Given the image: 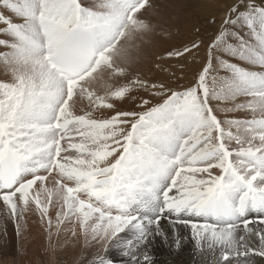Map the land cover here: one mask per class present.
I'll use <instances>...</instances> for the list:
<instances>
[{
  "label": "snow or ice",
  "instance_id": "1",
  "mask_svg": "<svg viewBox=\"0 0 264 264\" xmlns=\"http://www.w3.org/2000/svg\"><path fill=\"white\" fill-rule=\"evenodd\" d=\"M120 3L99 7L118 17ZM0 7L19 21L0 12V37H9L0 38V64L11 76L0 81V203L17 228L31 210L49 241L64 230L76 236L78 228L86 241L108 242L130 229L135 240L121 254L147 264L151 239H168L159 222L169 214L190 226L198 247L218 252L219 264L264 258V0L229 7L192 86L160 85V102L143 100V111L105 118L94 112L114 109L110 100L129 88L93 98L91 110L78 114L73 76L113 21L80 0H0ZM29 61L30 70H21ZM218 111L248 115L222 120ZM94 264L113 261L97 253Z\"/></svg>",
  "mask_w": 264,
  "mask_h": 264
},
{
  "label": "bare ground",
  "instance_id": "2",
  "mask_svg": "<svg viewBox=\"0 0 264 264\" xmlns=\"http://www.w3.org/2000/svg\"><path fill=\"white\" fill-rule=\"evenodd\" d=\"M153 1L148 0L147 6L136 13L132 20L125 25L126 12H123L119 5L120 15L114 17L110 10L99 7L102 0H80L86 9H93L94 14L100 18L113 22L121 21L120 29L124 28L125 31L118 44L105 54L100 68L76 87L72 105L78 114L81 110H91L90 102L93 98L106 99L112 90L121 86L129 88L125 98H112L110 102L115 105L114 109H98L94 112L95 117L105 118L111 116L115 111H143V100L149 101L148 106L155 105L162 100V97L157 95L161 90L160 85L171 91H181L192 86L197 72L209 55L210 42L217 32L225 27L229 7L238 2V0H175L172 7L174 13L172 18H169L170 23L165 30L155 26L154 29L147 27L143 31L137 27L139 18L145 14ZM255 2L259 4L260 0H255ZM0 12L11 17L13 22H19L16 16L6 8L0 7ZM146 24L144 23L143 27ZM2 27L4 25L0 24V28ZM132 28H138V32L131 34ZM146 32L147 34H144ZM0 38L9 39L7 36ZM129 40L131 43L127 45ZM193 42L198 43L199 47L192 54L178 58L175 56L170 58L167 55L175 50H183L184 46L190 47ZM124 45L127 46L124 50L125 53L122 51ZM3 51L6 49L0 48V52ZM112 60L115 61V64H119L108 68ZM107 61L108 65L105 66ZM234 62L242 64L245 68L250 67L239 60ZM30 68V61L26 66H21V70L24 71L30 70ZM255 70L261 71L258 67ZM10 79V74L6 73V66L0 64V81H9ZM153 85L156 87L154 88ZM244 99L241 96L235 102L239 103ZM215 103L213 101L214 106ZM220 107L223 108L225 105ZM217 115L223 120L226 115L246 117L248 113L236 111L225 114L223 111H218ZM215 171L218 174L219 170ZM54 212L55 209H53V215ZM6 216L4 205L0 203V246L1 248L3 246L2 252H7L8 248L14 245L17 251L21 249L23 253L27 252L30 255L29 259L21 256L24 261H20L18 264H94L96 255L91 254L93 251L90 252L88 247L90 242L79 234L78 228V234L73 237L69 236L68 241L63 238H55L56 234L49 241L46 229L42 226L35 211L30 210L24 214V218L19 221V228L12 221L13 231L9 229L11 225L8 224ZM173 219L174 217L168 214L160 220L159 227L164 233H167L168 239L165 240L159 236L151 239V243L147 247V254L150 257L147 264H219L218 252L214 253L206 245L203 246L205 251L200 252L199 248L201 247L196 245L190 227L173 223ZM65 232L69 231L65 230ZM42 234L47 240V248L44 257L40 258L38 254L41 247H37L36 244L41 241L40 235ZM129 237L135 240V235L130 229L118 234L108 242H100L99 245L103 247L94 245L93 248H101L99 255H107L112 259L113 264H134L130 258L125 259L124 255L116 257L111 252L114 248L118 251L123 248L124 242ZM176 239L180 240L179 247L174 243ZM22 252L18 253L23 255ZM14 254L16 255V253ZM118 254L121 253L116 252V255ZM143 254L142 249L140 255ZM15 260L17 261V259ZM247 261L248 264H263L264 258L250 256ZM0 264H15V261L12 257L7 258L6 262L0 258ZM141 264H146V262L141 261Z\"/></svg>",
  "mask_w": 264,
  "mask_h": 264
},
{
  "label": "rangeland",
  "instance_id": "3",
  "mask_svg": "<svg viewBox=\"0 0 264 264\" xmlns=\"http://www.w3.org/2000/svg\"><path fill=\"white\" fill-rule=\"evenodd\" d=\"M175 0H158V1H156L155 2V0L153 1V3L149 6V9L145 12V16L144 15H141L140 16V18H139V24L137 25V27L139 28V29H141V30H145L147 27H150V28H156L155 26H157V27H159V28H163V30H165V28L169 25V23H170V20H169V18H172V16H173V13H174V10H173V2H174ZM147 6V4L145 5V7ZM152 8V9H151ZM156 8V9H155ZM155 16V17H154ZM144 23H147L146 24V26L145 27H143L144 25ZM161 23V24H160ZM138 28H132L131 29V34H133L134 32H138ZM137 29V30H136ZM144 34H147V32L146 33H144ZM131 42H130V40L127 42V45H129ZM125 48H127V46L125 47V45L122 47V51H123V53H125L124 52V50H126ZM122 51H120V53H122ZM114 63V64H113ZM119 63H116L115 64V61L114 60H112L110 63H109V67L108 68H110V67H112V65H115V66H117ZM107 65H108V61H107ZM112 71V70H111ZM6 219H7V221H8V224L9 225H11V226H9L10 228V230L11 231H13V227H12V219H10L9 217H8V214H7V216H6ZM11 223V224H10ZM65 233V234H64ZM44 234H42V235H40V239H41V241L38 243V244H36V246L37 247H41L40 248V252H39V254H38V256L41 258V257H44V255L46 254V244H47V240H46V238H44ZM69 236L70 237H73V235L71 234V232H65V230H64V232L63 231H61L58 235H56L55 236V238H57V239H60V238H63L65 241H68V239H69ZM90 242V246H88L89 247V251L91 252V251H93L91 254H94V255H96L97 253H99V251H100V249L101 248H93V246L94 245H96L97 247H103V246H101V245H99V243H96L95 241H89ZM119 244V243H118ZM0 248H1V246H0ZM15 248V249H14ZM2 249H3V246H2V248L0 249V258H2L3 259V262H6V260H7V258H9V257H12L13 259H14V261H15V264H18L20 261L22 262V261H24V257H26V258H28L29 259V257H30V255L27 253V252H25V253H23L22 252V250L20 249L19 251H17L16 250V247L14 246V245H11L10 246V248H8V250H7V252H2ZM122 249L123 248H120V250L118 251L117 249H113L111 252L113 253V255L114 256H116V257H120V255H121V257L123 256L122 254H118V255H116V252H119V253H121L122 252ZM10 250V251H9ZM199 251L200 252H203V251H205V247H201V248H199ZM18 252H22V254L23 255H20V253H18ZM14 253H16V255L14 254ZM14 255V256H13ZM25 255V256H24ZM17 256H19L18 258H17ZM23 258H22V257ZM123 258H125V259H129V257H127V256H124ZM5 259V260H4ZM15 259H17V261L15 260ZM28 259H25V260H28ZM117 259V258H116ZM263 264H264V262H262Z\"/></svg>",
  "mask_w": 264,
  "mask_h": 264
}]
</instances>
